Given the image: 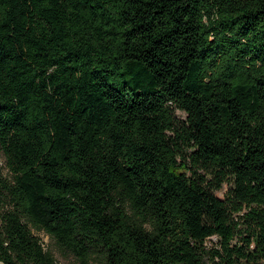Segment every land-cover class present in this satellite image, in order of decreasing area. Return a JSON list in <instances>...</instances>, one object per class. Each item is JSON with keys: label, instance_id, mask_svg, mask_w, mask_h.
<instances>
[{"label": "trees", "instance_id": "1", "mask_svg": "<svg viewBox=\"0 0 264 264\" xmlns=\"http://www.w3.org/2000/svg\"><path fill=\"white\" fill-rule=\"evenodd\" d=\"M0 150V264H264V0H0Z\"/></svg>", "mask_w": 264, "mask_h": 264}, {"label": "rangeland", "instance_id": "2", "mask_svg": "<svg viewBox=\"0 0 264 264\" xmlns=\"http://www.w3.org/2000/svg\"><path fill=\"white\" fill-rule=\"evenodd\" d=\"M175 119L179 121H183L186 118L185 113L181 111L174 112ZM0 176L3 178H8L10 176L7 167L5 166L4 156L0 150ZM228 190V185L223 183L222 188L220 190L215 191V194L219 198H224L225 192ZM243 211L239 212L241 214ZM234 214V215H238ZM33 233L41 238V240L45 244V248H48L53 254L54 258L58 262V264H79V262L71 255L64 252L62 249L58 248L52 239H50L46 234L42 231H35ZM205 244L207 247L218 246V238L216 235L210 236L205 240ZM90 264H96L95 262H91Z\"/></svg>", "mask_w": 264, "mask_h": 264}]
</instances>
